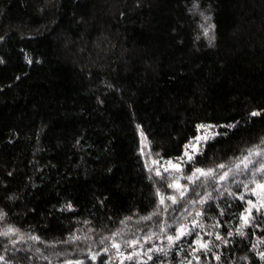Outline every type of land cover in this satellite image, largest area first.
<instances>
[{
	"label": "trees",
	"instance_id": "obj_1",
	"mask_svg": "<svg viewBox=\"0 0 264 264\" xmlns=\"http://www.w3.org/2000/svg\"><path fill=\"white\" fill-rule=\"evenodd\" d=\"M263 180L264 0H0V264H264Z\"/></svg>",
	"mask_w": 264,
	"mask_h": 264
},
{
	"label": "rangeland",
	"instance_id": "obj_2",
	"mask_svg": "<svg viewBox=\"0 0 264 264\" xmlns=\"http://www.w3.org/2000/svg\"><path fill=\"white\" fill-rule=\"evenodd\" d=\"M218 133V127L212 124H199L197 126L196 136L192 139H190L183 148L181 156L174 158V159H168V160H157L154 161L150 158L148 151H147V145L145 142V139L143 135H140V153L143 158L144 164L146 168L153 173L154 175H160L162 173L166 172H176L180 169L181 164L189 160V157H193L195 154H197L201 148L203 147L204 143L208 141L209 139L213 138ZM258 185H264V180L260 183L256 184V186L250 191V195L252 196L251 199L247 200L246 208L244 215H248L246 212L247 209L250 207L251 204H254L256 207H253L251 212H260L264 214V207H261V205H264V188L258 187ZM259 209V211H257ZM264 240V239H263ZM260 253H264V241L263 244H260ZM137 255V248L131 249L126 254H117L115 257H112L111 264H119L122 260L126 258H134Z\"/></svg>",
	"mask_w": 264,
	"mask_h": 264
},
{
	"label": "snow or ice",
	"instance_id": "obj_3",
	"mask_svg": "<svg viewBox=\"0 0 264 264\" xmlns=\"http://www.w3.org/2000/svg\"><path fill=\"white\" fill-rule=\"evenodd\" d=\"M258 113H253L252 115H257ZM259 154V153H257ZM192 157L190 156L189 157V160H191ZM220 167H224V165H220ZM245 167H247V164L245 165ZM197 172H199L201 175H208L209 173H204L201 169H196ZM227 175V173L225 174ZM221 179H224V177L222 176ZM258 187H261V188H264V185H258ZM181 195H183V193H181ZM175 202V200L173 201ZM253 207H256L254 204H251L250 202V207L249 209L246 210V212L248 213V215H245V216H242V220L244 221L245 224L248 223L249 221V216H250V213H251V210ZM261 207H264V205H261ZM257 211H259V209H257ZM9 232H11V229L9 230ZM9 233H4V235H8ZM183 231L181 232V235H183ZM241 235H243V232L240 233ZM35 239V238H33ZM177 239H179V237H177ZM217 239H219V237H217ZM169 241L171 242L172 241V237H169ZM114 247H117V245H113ZM261 258L264 259V253L261 254ZM129 259H131V257H129Z\"/></svg>",
	"mask_w": 264,
	"mask_h": 264
}]
</instances>
